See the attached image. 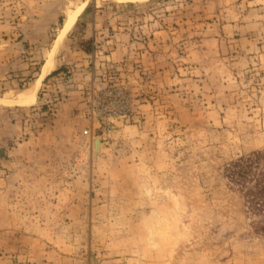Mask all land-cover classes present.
<instances>
[{"label":"rangeland","instance_id":"obj_1","mask_svg":"<svg viewBox=\"0 0 264 264\" xmlns=\"http://www.w3.org/2000/svg\"><path fill=\"white\" fill-rule=\"evenodd\" d=\"M263 173L264 0H0V264H264Z\"/></svg>","mask_w":264,"mask_h":264},{"label":"trees","instance_id":"obj_2","mask_svg":"<svg viewBox=\"0 0 264 264\" xmlns=\"http://www.w3.org/2000/svg\"><path fill=\"white\" fill-rule=\"evenodd\" d=\"M259 154V153H257ZM253 159L254 157H249L247 159H243V160H240L238 161L237 163L234 164V167L233 169V173L231 175V177H248V175L251 173V169H252V164H253ZM245 162V163H244ZM257 177H260V176H257ZM261 181H263V177H264V173L261 175ZM257 180V179H256ZM264 183V182H263ZM258 188V193H259V196H255L253 194H255L257 191H252V190H249V195L253 196L252 200L256 197L260 198L258 199L260 202L258 203H255V205H257V209L259 211V213H263V208H264V200L261 201L263 198L264 199V185H260ZM263 205V206H262ZM264 217V215H262ZM262 219V218H261ZM253 227L255 228L256 231H259V232H262L264 233V222L262 221H257L255 223H253Z\"/></svg>","mask_w":264,"mask_h":264},{"label":"bare ground","instance_id":"obj_3","mask_svg":"<svg viewBox=\"0 0 264 264\" xmlns=\"http://www.w3.org/2000/svg\"><path fill=\"white\" fill-rule=\"evenodd\" d=\"M116 2H122V3H138V2H144V1H148V0H114ZM82 10V7H79L77 8L71 15H69V17L66 19L65 23L62 25V28H61V32H60V35L58 37V40H57V43L60 42V40L71 30V28L74 26L76 20H77V17L79 16L80 12ZM57 43L55 45V47L53 48L50 56H49V59L45 62V64L43 65V69H42V73H41V76H40V79L38 80V83L41 82V80L47 75V73L53 69V66H52V57H53V52L54 50L56 49V46H57ZM37 98V90L36 92L34 93L33 95V99H36ZM96 149L99 150L100 148V145H99V142L96 141Z\"/></svg>","mask_w":264,"mask_h":264},{"label":"built area","instance_id":"obj_4","mask_svg":"<svg viewBox=\"0 0 264 264\" xmlns=\"http://www.w3.org/2000/svg\"><path fill=\"white\" fill-rule=\"evenodd\" d=\"M88 133H89L88 130H85V131L83 132L84 135H87Z\"/></svg>","mask_w":264,"mask_h":264}]
</instances>
